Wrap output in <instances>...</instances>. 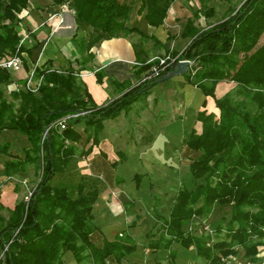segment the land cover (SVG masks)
Here are the masks:
<instances>
[{
  "label": "trees",
  "instance_id": "1",
  "mask_svg": "<svg viewBox=\"0 0 264 264\" xmlns=\"http://www.w3.org/2000/svg\"><path fill=\"white\" fill-rule=\"evenodd\" d=\"M53 1L74 10L77 29L89 30L88 49L96 42L123 33L139 34L142 40L134 43L139 61L135 70L137 81L124 84L123 93L99 105L80 78L84 96L67 100L69 92L75 90L82 68L70 64L58 69L50 61L34 69L35 75L42 77L38 94L30 90L12 91L23 100L14 110L2 87L13 82L12 71L0 68V134L5 129L14 130L25 135L30 143L24 157L12 154L8 141L0 146V154L10 156L4 162L5 173L23 171L27 164L33 163L38 176L29 199H19L10 209L9 217L0 218V253L4 251L1 264H64L62 255L68 250L79 264H108L110 255L115 257L116 264H124L137 247L130 234H117L113 240L105 239L101 246L90 239V234L98 228L93 217L98 189L85 190L81 180L73 185L76 194H72L68 187L55 185L52 180L76 154V143L82 137L77 125L84 124L88 129L117 116L147 94L174 64L140 81L151 73L159 58L149 60L142 56V41L150 36L125 25L130 11L127 4L117 0ZM172 1L144 0L141 10L150 24L159 25L164 22ZM29 2L0 0V58L22 55L23 51L30 53L21 41L18 15ZM230 8L224 19L205 29L195 23L199 12L194 10L183 31L192 37L189 44L181 52L166 51L179 54L178 59L199 64L195 69L191 65L183 75L187 82L213 99L219 112L216 114L207 107L200 110L197 119L201 130L191 129L186 135L185 145L199 152L191 159L188 172L204 181L193 188L180 186L167 216L162 219L159 214L156 216L146 233L147 245L154 251L165 249L168 253L166 262L156 260L154 264H200V260L202 264H236L234 258L240 254L256 261L264 249V112L261 110L264 40L260 42L264 33V0H243L238 7ZM212 11L210 7L206 14ZM152 39L159 43L158 39ZM223 80L236 83L240 92L249 94L259 111L252 113L229 93L217 96L216 86ZM61 120L64 128L60 127ZM97 145L99 140L95 135L82 154L89 155ZM102 154L106 156L104 151ZM117 154L118 159L111 160L115 168L126 159L122 151ZM141 177L142 174H135L137 187ZM216 204L232 206L230 214L223 216L215 228L216 234L222 236L212 238L185 229L186 223L196 216H206ZM176 245L194 248V260L177 263Z\"/></svg>",
  "mask_w": 264,
  "mask_h": 264
},
{
  "label": "crops",
  "instance_id": "2",
  "mask_svg": "<svg viewBox=\"0 0 264 264\" xmlns=\"http://www.w3.org/2000/svg\"><path fill=\"white\" fill-rule=\"evenodd\" d=\"M117 1L130 7L129 17L125 22L128 28H138L148 37L158 39L159 43H155V40L150 37L142 41L143 53L141 54L149 60L162 55L167 50L181 52L185 49L192 37L183 34V31L188 19L193 17L194 10L199 12L195 23L201 29L208 28L226 17L217 20L216 13L214 14L213 11L208 15L206 13L203 15L196 5L197 0H173L164 22L152 25L144 16L145 11L141 10L144 0ZM18 15L21 17L19 23L21 41L30 50V53L22 52L23 67L15 72L22 78L26 79L35 67H41L50 61L54 68L59 64H65L66 67L70 64L78 67L80 64L81 79L86 83L94 101L99 105L105 104L123 93L126 89L124 84L136 83L135 70L139 66V61L134 43L141 41L142 37L135 31L103 39L88 49L86 43L89 30L77 29L74 10L67 4H55L53 0H30L29 6ZM212 16L215 19L213 22L210 20ZM89 52H92L93 55L90 56ZM152 99L157 104V108L163 103L171 106L168 111L173 112V120L164 121V113L161 108L158 109L161 115V117L158 115L160 120H156L155 117L145 118L147 111L153 109L152 102H150ZM208 99L209 97L205 96L199 87L186 81L183 73L160 81L147 94L133 102L128 109L121 111L113 118L116 119L126 111L134 112L137 119L135 126L141 129L139 131L140 138L138 140L130 138L131 136H129L130 139L127 136L125 138V141L134 145H128L124 149H114L108 151L109 153L97 145L87 155L86 160L75 154L66 169L56 173L54 180L57 174L64 179V182L69 178H74L72 182H67V185L61 182L60 185L57 184L59 186L68 187L71 185L72 187L83 178L86 181L94 179L95 182L84 183L85 190L97 188L99 191L93 207L94 222L98 228L90 234V239L96 245L101 246L105 239L113 240L117 234H130L137 247L129 254L124 264H154L156 260L166 262L168 250L154 251L147 245L146 233L155 223L160 205L154 197H151L152 200L150 199L148 204H144L143 196L145 189L149 188L148 183L143 181L137 188L133 183L126 182L129 176L125 177L119 173V169L125 167L129 161H134V164L138 165V169L135 168L140 172H135L132 169V172L128 174L133 175L147 171L148 168L142 161L144 152L142 146H145L142 144H158L169 141L171 137L169 126L181 128L190 124L192 122L191 115L194 114L196 118L198 112L208 106ZM205 101L206 106H204ZM143 102L145 105L136 111ZM182 114L183 119L178 120ZM110 119L112 118L105 119L102 123L104 124ZM196 120L199 121L197 118ZM175 121L177 122L175 123ZM112 133L110 136L113 142L123 137H118L114 130ZM100 135L102 137L103 133ZM119 150L125 154L126 159L115 168L112 166L111 160L118 159L117 152ZM102 151L106 153V156L102 154ZM16 155L24 157L25 151L24 153L17 152ZM4 162H0V218L7 219L10 209L22 198L21 193L24 189L22 183L28 181V175L24 170L13 172L11 175L6 174ZM147 205L149 208H146ZM142 207L147 209L144 217L139 214ZM181 249L182 246L178 245L177 263L189 262L186 253L181 255ZM189 255L193 259L195 258L194 248H191ZM62 258L64 264H79L69 250L63 253ZM107 262L108 264L117 263L113 255L107 258Z\"/></svg>",
  "mask_w": 264,
  "mask_h": 264
},
{
  "label": "rangeland",
  "instance_id": "3",
  "mask_svg": "<svg viewBox=\"0 0 264 264\" xmlns=\"http://www.w3.org/2000/svg\"><path fill=\"white\" fill-rule=\"evenodd\" d=\"M242 1L243 0H197L196 5L198 9L201 10L203 15H205L209 7H212L213 12L214 14L216 13V17L218 20L228 15L229 10L231 9L230 7H238ZM210 20L211 22H213L215 19L212 16ZM263 40H264V33L261 36L260 42H262ZM167 53L168 52H164L160 56H164ZM191 65H193L194 69L200 67L198 63L193 62V61H190L189 67ZM79 66L80 64L78 65V67H75V68H80ZM56 68L63 69V68H66V66L65 64H61V65L59 64V66ZM12 73H13L12 74L13 82L8 85H3L2 87H3L4 94L7 100L11 102L14 110H17L20 107L23 100L21 96L15 97L12 94V91L13 90H30L31 92L38 94L39 88L36 90H31L27 88L26 87L27 77L26 79H24L19 74L15 72H12ZM39 78H42V77H37L34 73V80H37ZM77 78H76L77 80H76L75 90L72 92H69V94L66 97L67 100H73V98L84 96V92L82 88H80L81 86L80 72L77 75ZM41 82H42V79H41ZM227 93H229L234 100L243 102L244 106L247 109H249L252 113L259 111L258 105L250 99V95L240 92L239 86L236 83L229 81V80L220 81L219 84L216 86L217 96L222 97ZM208 101L209 103H208L207 109L213 110L216 112V114H218L219 111L215 107L213 99L209 97ZM150 102H152L151 104L153 106V109L152 111H149V110L147 111L146 113L147 116L145 118L148 117L150 119L152 117H155L156 120L157 119L160 120V118L158 117V115H160L159 114L160 112H158V109L161 108L164 113V117H163L164 121L173 120L172 119L173 112L170 110L168 111V109H170L171 106L169 107L167 106V103H163L162 105L160 104L157 108L156 107L157 104L153 101V99ZM143 105H145L144 102L141 103L137 107L136 111L139 110ZM261 110L264 112V107ZM151 114L154 116H152ZM182 116L183 114L180 115L178 120L179 119L182 120L183 119ZM191 117H192V122L184 127L180 128V127L169 126L170 136H171L169 141H166L164 143H158V144H154V143H149V144L143 143L142 144V145H145V146H142L144 148L142 161L146 165L148 170L143 173H140L142 174V177L139 183L141 185L142 182L145 181L149 185V188L145 189V193L143 196L144 204L145 203L148 204L151 197H154L155 201H157V203H160L158 207V210L160 211L157 210V212L159 216H161V219L162 217L167 216L168 211L172 205L174 195L176 194V191L180 186L185 185V186H188L189 188H193L199 182L204 181L203 179L193 178L188 172V166L191 162V159L196 157L199 154V152L191 151V149L187 145H185V138H186L187 133L191 129L201 130V124L199 121L196 120L197 117L195 118L194 114H192ZM113 118L115 117H112V119H110L104 124L102 123L101 125H98V126H92V127H89L88 129L86 128L84 124L77 125V128L82 135L80 142L76 144L77 146L76 154L78 155V157L82 158L83 160L87 159V156H83L82 150L86 148L89 144H91L92 138L95 135H97L98 140H99L98 146L106 150L107 153H109L108 151H111L114 149H124L125 147H128V145H131V144L134 145L133 143H128L127 141H125L126 136L127 138L131 136L130 138H133L136 140L140 138L139 131L141 129L135 126V122L137 121V119L134 116V112L126 111L122 113L121 115H119V117H117L116 119H113ZM177 121H175V123ZM112 130L117 132L118 137L120 136H123V137H121L120 140L113 142L110 136L113 134ZM100 133H103L102 137ZM6 141L10 143L8 150L12 152V154H15V155L17 154V152L24 153L25 149L30 146V143L27 137L14 130L5 129L1 132L0 146H2V144ZM150 144H151V147H149ZM116 157L117 156L115 155V158ZM9 158L10 156H8L4 152L0 154V162H4ZM137 166L138 165L134 164V161H129V163L125 167H121L119 169V173H122L123 175H125V177L129 176L126 182H131L136 187H137V179L135 178V174L131 175L128 173L132 172L131 171L132 169H134L133 171L135 172L139 171L137 170L138 169ZM135 167H137V169ZM24 171H25V174L28 175V181L26 183L24 182L22 183L24 186V189L22 190V193H21L22 198L27 197L31 189L34 187V184L38 180L35 164L33 163L27 164L26 169ZM11 179H14V178H11ZM73 180L74 178H69L64 182V179L61 178L59 174H57L55 180L53 179L52 181L54 182L55 185L61 182L67 185V182L70 183ZM89 181L90 182L94 181V179H90ZM89 181L84 180V178L82 179L83 183H87ZM68 187L70 189V192L73 194L75 192L74 187L73 186L71 187V185ZM231 207H232L231 204H223V205L216 204L209 214H207L204 217H197V216L194 217L191 221L186 223L184 227L186 230L191 231L195 234H199V235L202 234L204 236H210L212 238L220 237L222 235L221 234L217 235L215 228L217 224L220 222V220L223 218V216H228L230 214ZM146 208H149V206ZM141 209L142 211L139 214L141 215V217H144L146 215L145 211L147 209H145V207H142ZM141 219H139V221H141ZM190 252H191V249H186L185 247H182V249L180 250L181 255H183V253H186V256H188L187 259L189 262L194 260L189 255ZM258 256H259V259L256 261H252L249 258L243 256L242 254L235 257L234 259L236 261V264H263L264 249L261 250ZM200 264H202V260H200Z\"/></svg>",
  "mask_w": 264,
  "mask_h": 264
},
{
  "label": "built area",
  "instance_id": "4",
  "mask_svg": "<svg viewBox=\"0 0 264 264\" xmlns=\"http://www.w3.org/2000/svg\"><path fill=\"white\" fill-rule=\"evenodd\" d=\"M157 57L159 58V63L153 66L151 73L144 75L140 81H143L148 77L158 74L161 69H164L167 66L174 64L175 62L186 60V59H178L179 54L173 55L171 52H168L164 56H157ZM22 67H23V58L21 55H6L0 58V68H5L12 72H16V71L21 70ZM41 79L42 78L34 80V71H31L28 74V77L26 80V87L31 90L38 89L41 84ZM63 120L60 121L61 128L65 127V125L63 124ZM30 194H31V191L29 192V194L27 195L25 199H29ZM3 254H4V251L0 253V264H1V258L3 257Z\"/></svg>",
  "mask_w": 264,
  "mask_h": 264
},
{
  "label": "water",
  "instance_id": "5",
  "mask_svg": "<svg viewBox=\"0 0 264 264\" xmlns=\"http://www.w3.org/2000/svg\"><path fill=\"white\" fill-rule=\"evenodd\" d=\"M190 60H182L175 62L172 69L169 70L164 77L161 78V81L168 79L172 76L182 74L186 72L189 68Z\"/></svg>",
  "mask_w": 264,
  "mask_h": 264
}]
</instances>
